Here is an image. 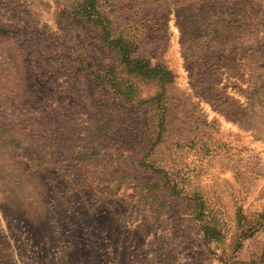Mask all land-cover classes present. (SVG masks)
<instances>
[{
  "label": "rangeland",
  "instance_id": "1",
  "mask_svg": "<svg viewBox=\"0 0 264 264\" xmlns=\"http://www.w3.org/2000/svg\"><path fill=\"white\" fill-rule=\"evenodd\" d=\"M78 3L0 0V264H264V0Z\"/></svg>",
  "mask_w": 264,
  "mask_h": 264
},
{
  "label": "trees",
  "instance_id": "2",
  "mask_svg": "<svg viewBox=\"0 0 264 264\" xmlns=\"http://www.w3.org/2000/svg\"><path fill=\"white\" fill-rule=\"evenodd\" d=\"M76 7L78 8L76 12L81 13L84 17L86 16L89 21L97 17L96 0H82V3H78ZM107 43L112 48L117 49L125 70L134 78L126 86L120 80L122 77L119 75V71L112 69V74L115 79H108V82L119 96L124 97L128 101H132L134 99L133 94L136 92L135 83L137 81L158 83L160 85L173 81V74L169 70L161 64L152 65L149 57L139 53V49L134 48L132 42L118 37L108 39Z\"/></svg>",
  "mask_w": 264,
  "mask_h": 264
}]
</instances>
